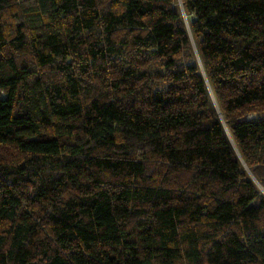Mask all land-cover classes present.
<instances>
[{
	"label": "trees",
	"instance_id": "trees-1",
	"mask_svg": "<svg viewBox=\"0 0 264 264\" xmlns=\"http://www.w3.org/2000/svg\"><path fill=\"white\" fill-rule=\"evenodd\" d=\"M182 6L0 0V264H264V0Z\"/></svg>",
	"mask_w": 264,
	"mask_h": 264
},
{
	"label": "water",
	"instance_id": "water-1",
	"mask_svg": "<svg viewBox=\"0 0 264 264\" xmlns=\"http://www.w3.org/2000/svg\"><path fill=\"white\" fill-rule=\"evenodd\" d=\"M179 3H180V5H181V10H182V12H183L184 18L186 19V15H185V13H184V11H183L182 2L180 1ZM246 169L248 170V168H247V167H246ZM248 171H249V170H248Z\"/></svg>",
	"mask_w": 264,
	"mask_h": 264
},
{
	"label": "rangeland",
	"instance_id": "rangeland-1",
	"mask_svg": "<svg viewBox=\"0 0 264 264\" xmlns=\"http://www.w3.org/2000/svg\"><path fill=\"white\" fill-rule=\"evenodd\" d=\"M180 1L182 2V0H178V2H180ZM179 6L181 7L180 3H179ZM185 20H186V19H185Z\"/></svg>",
	"mask_w": 264,
	"mask_h": 264
}]
</instances>
